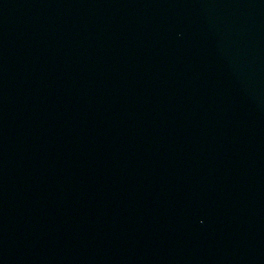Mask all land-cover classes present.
Here are the masks:
<instances>
[{
	"label": "water",
	"instance_id": "obj_1",
	"mask_svg": "<svg viewBox=\"0 0 264 264\" xmlns=\"http://www.w3.org/2000/svg\"><path fill=\"white\" fill-rule=\"evenodd\" d=\"M0 264H264V0H0Z\"/></svg>",
	"mask_w": 264,
	"mask_h": 264
}]
</instances>
